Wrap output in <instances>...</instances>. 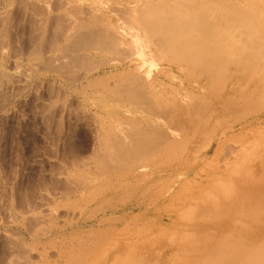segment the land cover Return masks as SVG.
<instances>
[{
  "label": "bare ground",
  "instance_id": "1",
  "mask_svg": "<svg viewBox=\"0 0 264 264\" xmlns=\"http://www.w3.org/2000/svg\"><path fill=\"white\" fill-rule=\"evenodd\" d=\"M42 4L17 3L30 11L25 53L61 82L79 83L98 143L73 150L80 157L90 149L91 162L107 171L108 199L97 214L122 213L81 215L62 231L47 226L46 233L33 227L37 217L23 218L53 251L37 262L30 253L21 258L31 264H264V0H56L53 9L62 14L50 18ZM8 21L0 12L1 48L10 42ZM56 88L54 99L62 95ZM6 99L0 93V104ZM48 106L41 108L47 128L61 114ZM52 180L49 187L65 195L81 187V181Z\"/></svg>",
  "mask_w": 264,
  "mask_h": 264
},
{
  "label": "rangeland",
  "instance_id": "2",
  "mask_svg": "<svg viewBox=\"0 0 264 264\" xmlns=\"http://www.w3.org/2000/svg\"><path fill=\"white\" fill-rule=\"evenodd\" d=\"M1 1L2 2H0V12L7 13L9 17L7 26L8 28L11 26L13 27V29L12 28L9 29L11 30L9 31V33L11 34L9 35V39H8L10 41L8 43V48L0 47V52H1L0 67H2V69L5 70L4 73L0 69V73H1L0 76H2L0 78V81L2 83L6 81V84L4 83L5 85L2 84L0 86V93H2V95L4 94L5 99L7 98L6 101H10V102L4 101L3 103L0 104V121H1L0 122V198H1L0 202L1 201L3 202L0 203V263L1 264H22V263L31 264V262H37L39 260L38 257L43 256L45 253H52L53 251L51 245L45 243L47 238H45L42 235L43 233H46L45 229L47 228V226L52 225L54 226V230H60L63 229V227H67V223L73 222L76 219H80L81 215L88 216L93 214L95 218H98L101 215L102 216L104 215V217L120 218L122 212L110 213L107 211L105 214H97L98 211L95 210L96 207L103 204V202H105L108 199L107 185L105 184L106 182H104V180L107 177V171L103 169L99 164L91 162L92 159L90 160V158L92 153H90L91 152L90 149L87 152L81 154L80 157L76 156L75 150H73V149H77L78 146H83L86 142L88 146H90V148L95 142L98 143V138L95 137V132H94L95 125H93L94 124L93 121L87 117L88 106L87 104H85V101L83 99V95H85V93L79 91L78 88L79 83L71 84V82L69 81H67V83L61 82L60 80L56 79L54 76L49 75L45 71L38 69L37 65L34 64V62L37 63L38 57L35 56L32 57L29 56L27 53H25V50H27L25 48L27 47V43L29 41L26 40V38L28 39L32 35L31 34L32 32H29L30 30H28L29 23L27 24L28 27L26 25L30 11L27 10L24 11L19 6L20 4L17 5V3L20 2V0H11L12 2H10V0H1ZM45 1L46 0H33V2H35L36 4L38 3V5H40L41 3L45 4L44 3ZM50 2H52V4H49V7L50 5L54 6L56 0H50ZM5 3L7 4V7H5L6 5ZM46 5H48V3H46L45 6L43 5L44 11L45 9L48 10L46 11V15L49 18L50 16L55 17L57 15L59 16L60 14H62V12L53 9V6L52 8L50 7L49 9V7H46ZM21 18L22 20H20ZM18 24L20 26H18ZM2 26L3 24H0V28H2ZM22 28L24 29V31ZM15 37L18 38V40ZM13 41H15L16 43ZM26 41L27 43H25ZM20 53L21 54L25 53V55L23 54L20 55ZM21 73L24 75H22ZM9 75L10 76L13 75L14 78L11 79ZM17 76L19 78H17ZM20 77H22V79H20ZM16 78L19 80V82H17L18 80ZM34 83H36L37 86H35ZM48 84L52 85L51 88L53 89V92L51 93L57 91L56 87H58V89L62 90V92L64 93L61 92L62 95L58 99H54L55 97H53L55 96L56 93H54V95L52 94V96L51 93H49L50 94L49 97L47 94V90L50 89V86ZM53 84H55V86ZM47 85H48L47 87L48 89L46 88ZM1 88L2 90L4 89L3 92L1 91ZM15 90L18 91L21 95L17 93ZM15 93L17 96H15ZM38 94H40V97L37 96ZM47 99H49L50 101ZM44 104L46 105L44 106V108L45 107L47 108L48 106L47 104H50L48 107L53 109L55 108L56 110L55 109L54 110L56 112L58 111V114L61 111L59 117L57 116H56L57 118L54 117V120L52 121L53 123H51L52 125L50 124L51 126L48 128L47 126L45 127L46 122L44 123L45 121L44 118L46 115L45 111H43L45 115L42 114V110H44L42 106ZM67 104L69 106H67ZM41 108L43 109L41 110ZM35 113H37V115ZM58 114L56 113V115ZM42 117L44 118L42 119ZM79 117L84 120L82 121ZM56 120H58L59 122ZM60 120L62 122H60ZM86 122H91L92 124ZM57 123L59 124V126H57L58 125ZM49 128H51V131ZM43 133H45L46 136ZM58 133L61 136H58L59 135ZM63 153L65 155H63ZM72 153L75 155H73ZM66 157L69 160L71 159L70 162L69 160L67 161ZM81 160L83 162H81ZM75 161H77V163H79L80 165L76 164L75 166L74 165L75 163H73L70 166L69 163ZM85 161H86V165L84 167L82 166V164L84 165ZM66 164L68 165L66 166ZM78 166L79 167L82 166L83 168L82 167L79 168ZM58 170L62 172L58 173ZM88 171L97 172L99 174V177L94 179L88 178L87 177ZM64 173H66V175ZM55 177H58V180L61 181L66 178L67 180L68 179L71 180V182L81 181L80 183L81 187L75 193L71 192L65 195L59 189L53 190L51 186L49 187V185H51V183L53 182L52 179H54ZM51 189L53 192L51 191ZM29 198L32 199L31 204H35L32 206H36V203L38 204L36 208L34 207L35 209L34 211H32V213L30 211L32 209V206L29 207L30 203L29 205L27 204L28 201L30 200ZM19 201L20 202L23 201V203L22 202L20 203ZM5 202L6 204L4 205ZM86 204L87 206L85 207ZM6 205L8 206V208ZM22 207L23 209L24 207L25 209H28L26 210V213L24 215L21 214L22 211L18 210V208L22 209ZM30 216L32 217V219ZM33 217H37L38 219L41 220L39 221V225L37 224L33 227L35 228V230L38 231L45 230L42 234H40L41 232H38L36 236H33L30 233V230L33 229L27 226L26 224L27 222L23 221V218H26L27 220L28 219L33 220ZM35 219L36 218H34V220ZM119 226L121 225H118V227ZM86 227L88 226H82L83 229ZM103 227H106V225H104ZM80 235H81L80 233L76 232V234H74V237ZM51 236L54 237L55 235H51ZM9 241L12 242L10 244L13 247H10V244H7L9 243ZM4 245L5 246L8 245V247H10L9 250L8 247H5ZM12 248L14 249L15 253H13V251H10ZM18 251H20V253H17ZM8 252L10 253L9 254L10 256L8 255ZM11 252L16 256V258L13 257L14 255H12ZM29 253L31 256L35 255L33 257H37V258L29 262L22 259L20 256V254H29Z\"/></svg>",
  "mask_w": 264,
  "mask_h": 264
}]
</instances>
